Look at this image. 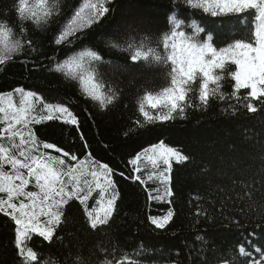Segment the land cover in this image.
I'll use <instances>...</instances> for the list:
<instances>
[{"label":"trees","instance_id":"trees-1","mask_svg":"<svg viewBox=\"0 0 264 264\" xmlns=\"http://www.w3.org/2000/svg\"><path fill=\"white\" fill-rule=\"evenodd\" d=\"M18 3L19 0H0V23L7 26V42L21 45L0 65V95L15 93V88L23 87L41 94L47 102L70 107L77 115V125L44 121L32 126L37 138L62 146L78 159L84 160L90 154L92 159L108 164L120 191L108 225L91 230L83 206L73 200L65 206L68 222L57 230L52 244L41 243L42 238L33 234L28 245L38 252L40 264H66V259L71 264H79L80 260L86 264L261 261L255 248L264 250V105L252 101L258 109L252 113L245 106L248 101L242 99L237 103L234 98L229 99L234 82L226 75L220 89L224 99L218 93L210 97L208 106L198 107V89H194L184 119L146 123L139 100L146 92L155 93L168 85L166 72L170 64L158 66L143 60L133 64L129 52L112 48L108 43L146 40L149 47L165 55L163 37L175 29L183 31L190 42L211 44L219 51L238 42H254L255 10L213 16L211 0H109V13L77 33L79 40L72 37L70 43L56 45V36L84 0H59L58 8L46 23L21 19ZM29 3L35 4L36 0ZM137 5H141V14L149 24L129 35L123 30V23L130 25L134 21L127 23L128 16L124 15ZM139 22L136 25L141 26ZM113 29L119 30L115 36L110 33ZM197 29L202 31L198 33ZM89 50L100 54L104 61L130 68L127 73L118 74L117 83L123 94L118 93L119 99L114 98L112 103L93 100L83 92L78 77L66 70L55 71L57 64ZM103 65L110 73L109 64ZM105 79L116 78L109 74ZM247 92L241 90L240 96H246ZM160 142L177 148L189 160L172 163L173 195L157 202L148 199V192L160 187L159 183L152 180L141 184L135 180L138 174L130 161ZM47 151L59 155L54 150ZM95 201H88L89 208L95 206ZM169 209L173 211L172 220L164 228H156L149 216H163ZM221 213L228 219L224 220ZM197 236L204 239L198 240ZM241 245L252 252L251 257L239 254ZM0 264H24L15 247V224L3 214H0Z\"/></svg>","mask_w":264,"mask_h":264},{"label":"snow or ice","instance_id":"snow-or-ice-1","mask_svg":"<svg viewBox=\"0 0 264 264\" xmlns=\"http://www.w3.org/2000/svg\"><path fill=\"white\" fill-rule=\"evenodd\" d=\"M109 0H84L74 17L59 32L55 38L56 45L77 40L83 29L91 27L105 17L110 9ZM214 7L211 14H240L255 10L254 42H238L233 46L217 51L211 44L197 45L190 42L183 31L175 29L163 37L165 55L155 48L149 47L146 40L137 43L129 39L124 44L109 41V46L129 52L133 64L143 60L158 66L170 64L166 72L169 79L167 86L158 92H146L139 100V110L146 123H161L174 121L178 117L184 119L185 111L191 106L190 93L198 89V107H206L210 97L224 99L221 81L226 75L234 82L229 99L239 103L242 99L248 101L246 107L255 113L257 107L252 101L258 100L264 105V0H211ZM46 5H48L46 7ZM59 0H19L18 15L21 19H35L37 23L47 22L48 18L58 8ZM202 5H194L201 7ZM205 11L208 8L205 7ZM176 29L180 24H175ZM7 26L0 23V65L11 57L21 45L19 42H7ZM202 29H197L199 33ZM210 39V38H209ZM31 44V41H28ZM108 63L110 76L115 80H106L98 71V65ZM234 66V69L232 68ZM67 71L74 78H79L83 92L93 100L102 104L112 103L123 94L119 87L118 74L127 73L130 68L125 65L104 61L95 51H83L63 64H57L55 71ZM241 90H248L247 95L240 96ZM19 99L8 92L0 95V214L8 217L15 224V247L24 264H40V256L33 247L28 245L33 234L52 244L57 230L68 222L65 206L70 201H77L83 206L86 224L91 230L98 226L108 225L116 211V201L120 191L112 179L113 169L108 164L86 156L78 159L70 151L58 147L54 142H44L37 138L33 125L44 121L59 120L64 124L77 125V115L63 103H47L35 91H26L23 87L15 88ZM83 138V137H81ZM87 147V144L84 145ZM47 150H54L59 155H52ZM147 157L153 169H158L147 178L140 175L134 177L141 184L149 180L158 182L156 187L148 192V199L157 202L165 201L173 195L170 188L172 161L183 163L189 160L175 147L164 142L153 144L130 161L134 171H139L137 162ZM66 158V159H65ZM75 162L73 164L72 162ZM120 175H124L120 173ZM98 190L99 198L95 206L89 208L88 201ZM224 220L228 217L220 214ZM173 218L169 209L165 215H152L149 220L156 228H164ZM210 218V217H209ZM239 223V222H237ZM62 241L63 237H59ZM198 240L204 237L197 236ZM239 254L251 257L243 245ZM261 261L252 260L251 264H264V250L257 247ZM66 264H71L66 259ZM79 264H86L80 260Z\"/></svg>","mask_w":264,"mask_h":264},{"label":"rangeland","instance_id":"rangeland-1","mask_svg":"<svg viewBox=\"0 0 264 264\" xmlns=\"http://www.w3.org/2000/svg\"><path fill=\"white\" fill-rule=\"evenodd\" d=\"M140 8H141V5L133 6L132 9H129L127 12H125L124 16H126V17L128 16V18H127L128 22L127 23L131 22L132 20L134 21V23H132L130 25L123 23V26H122L123 30L124 31L127 30V34H129V35L130 34L134 35L135 32L140 31L144 25L149 24L147 21H144V17L141 14L142 11H140ZM134 16H136V17H134ZM136 21L137 22L141 21V22H139V23H141V26L136 25V23H137ZM118 32H119V30H117V29H113L112 31H110L112 36L117 35ZM13 94H14V99L18 100L19 94H17V93H13ZM37 94L39 96H41L42 98H44L41 94H39V93H37ZM45 101L47 102L46 99H45ZM47 103H50V102H47ZM50 154H52V153H50ZM52 155H55V154H52ZM173 162H176V161H172V163ZM72 163L75 164L74 161ZM136 167L139 168V171H136V173L138 175L143 174L146 178L148 175L152 174L154 171H158V169H153L151 162L147 159V157H142L141 160L137 162ZM170 176H171V174H170ZM112 179H113V176H112ZM149 181H152V180H149ZM98 198H99V193L97 190L96 192L93 193V196L90 200L98 199Z\"/></svg>","mask_w":264,"mask_h":264},{"label":"clouds","instance_id":"clouds-1","mask_svg":"<svg viewBox=\"0 0 264 264\" xmlns=\"http://www.w3.org/2000/svg\"><path fill=\"white\" fill-rule=\"evenodd\" d=\"M99 73L102 75V76H108L110 73L108 71H106L105 69V66L103 64H100L99 65V69H98Z\"/></svg>","mask_w":264,"mask_h":264}]
</instances>
